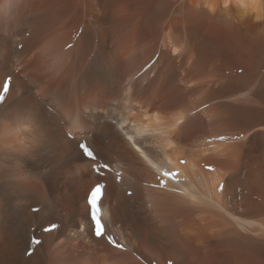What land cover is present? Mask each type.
I'll list each match as a JSON object with an SVG mask.
<instances>
[{"label":"bare ground","instance_id":"obj_1","mask_svg":"<svg viewBox=\"0 0 264 264\" xmlns=\"http://www.w3.org/2000/svg\"><path fill=\"white\" fill-rule=\"evenodd\" d=\"M6 75L0 264H264V0H0Z\"/></svg>","mask_w":264,"mask_h":264},{"label":"snow or ice","instance_id":"obj_2","mask_svg":"<svg viewBox=\"0 0 264 264\" xmlns=\"http://www.w3.org/2000/svg\"><path fill=\"white\" fill-rule=\"evenodd\" d=\"M227 6V5H225ZM13 87V81L12 77L10 75H6L3 80H0V103L4 101V98L9 94L10 88ZM240 137H236V139H239ZM217 139L223 141L226 139V137L219 136ZM213 141H208V143H212ZM78 147L82 151V155L86 157L89 161H92L94 164L97 162V154L94 152V150L86 143L81 142L79 143ZM183 163V161H181ZM101 167L105 170L109 169L108 164L98 165L94 166L92 171H94L97 175L101 172ZM209 170H213L209 166ZM178 175L175 171H166L162 173V177L171 178L174 179ZM160 187L165 186V180L161 179L159 183ZM105 185L102 183H96L86 196V204L88 206L89 210V216H90V228L93 232L94 236L97 239L105 238L112 247L116 248L117 250H123L124 245L121 243H118L112 235H108L105 231V225L101 222L100 219V201L104 198V189ZM220 190L223 191V185L220 186ZM58 225L53 224L50 227L46 228L45 231H52L56 229ZM34 243L40 244V240H35Z\"/></svg>","mask_w":264,"mask_h":264},{"label":"rangeland","instance_id":"obj_3","mask_svg":"<svg viewBox=\"0 0 264 264\" xmlns=\"http://www.w3.org/2000/svg\"><path fill=\"white\" fill-rule=\"evenodd\" d=\"M104 179H106L105 177H103ZM86 188H82V190H81V192H80V194H82L83 193V190H85Z\"/></svg>","mask_w":264,"mask_h":264}]
</instances>
